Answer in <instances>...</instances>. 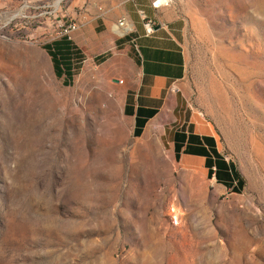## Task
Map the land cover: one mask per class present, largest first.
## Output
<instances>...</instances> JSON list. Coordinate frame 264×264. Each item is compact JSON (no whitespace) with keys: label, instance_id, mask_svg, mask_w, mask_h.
Returning <instances> with one entry per match:
<instances>
[{"label":"rangeland","instance_id":"rangeland-1","mask_svg":"<svg viewBox=\"0 0 264 264\" xmlns=\"http://www.w3.org/2000/svg\"><path fill=\"white\" fill-rule=\"evenodd\" d=\"M173 3L181 105L136 136L132 59L114 23L91 19L105 0H0V264H264V0ZM64 36L88 55L71 83L44 48ZM189 125L215 137L240 191L208 177L205 157H176Z\"/></svg>","mask_w":264,"mask_h":264},{"label":"crops","instance_id":"crops-1","mask_svg":"<svg viewBox=\"0 0 264 264\" xmlns=\"http://www.w3.org/2000/svg\"><path fill=\"white\" fill-rule=\"evenodd\" d=\"M104 5L103 11L91 18L96 21L95 28L103 27L104 30H109L111 24L123 16L127 17L134 26L132 33L119 36L113 40L115 47L123 50L132 59V69L130 73L126 72V78L134 84V90L128 89L126 92L125 112L127 113V107L133 112L138 107L155 108L157 113L151 117L153 118L163 110L172 108L175 111L181 104L178 94L175 93L176 95H174L173 92L186 74L184 48L186 19L182 12L174 3L166 7L154 8L151 5V0L127 2L105 0ZM140 10H143L148 17L156 21L155 31L151 35L145 33ZM88 17H90L89 14L84 12L83 18ZM64 37L70 39V42L67 43V50H79L82 57L77 58L67 50L59 49L57 43H53L54 41L48 43L51 53L56 55L58 62H64L63 60L67 59V55H70V63L73 66L82 64L88 57L85 50L70 36ZM107 45H110V41L95 43L94 48ZM107 55L108 53H95L92 57L104 61L107 59ZM117 60L121 61V59ZM62 76L66 78L65 74ZM129 115H132L136 121V114Z\"/></svg>","mask_w":264,"mask_h":264},{"label":"trees","instance_id":"trees-1","mask_svg":"<svg viewBox=\"0 0 264 264\" xmlns=\"http://www.w3.org/2000/svg\"><path fill=\"white\" fill-rule=\"evenodd\" d=\"M69 42L70 39L63 37L61 40L54 41L53 43H57L59 49L67 50V43ZM44 48H46L49 54L52 56L57 76H62L65 74V82L69 81V83H71L73 76L79 69L80 65L73 66V64L70 63V55H67V59L63 60L64 62H58L56 60V55L52 54L50 51V45L45 44ZM67 52L77 56V58L82 57L81 53H79V50H67ZM127 113L136 114L134 134L136 136H140L144 130V127L146 126L147 121L157 113V109L138 107L137 110L133 112L127 107ZM190 128L191 126L189 129L182 127L175 130L173 134L176 157L179 158L182 153L205 157V165L208 169V177L215 176L218 182L224 184L234 191H240L244 186V179L239 174L235 163L228 161L218 151L215 137L209 134H199ZM190 160L191 159L187 158L184 161L189 162Z\"/></svg>","mask_w":264,"mask_h":264},{"label":"built area","instance_id":"built-area-1","mask_svg":"<svg viewBox=\"0 0 264 264\" xmlns=\"http://www.w3.org/2000/svg\"><path fill=\"white\" fill-rule=\"evenodd\" d=\"M124 2L133 0H123ZM173 0H151V5L154 8L166 7L171 5ZM141 18L143 19L145 26V33L151 35L154 33L156 28V21L146 15L143 10H140ZM114 25L116 26V33L120 36L130 34L134 31V26L132 22L125 16L119 18ZM80 25L77 22H69L65 27V34L70 35L72 32L76 31Z\"/></svg>","mask_w":264,"mask_h":264},{"label":"bare ground","instance_id":"bare-ground-1","mask_svg":"<svg viewBox=\"0 0 264 264\" xmlns=\"http://www.w3.org/2000/svg\"><path fill=\"white\" fill-rule=\"evenodd\" d=\"M114 30L116 31V26L114 25ZM120 82H122L123 80H119Z\"/></svg>","mask_w":264,"mask_h":264}]
</instances>
